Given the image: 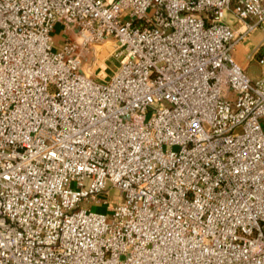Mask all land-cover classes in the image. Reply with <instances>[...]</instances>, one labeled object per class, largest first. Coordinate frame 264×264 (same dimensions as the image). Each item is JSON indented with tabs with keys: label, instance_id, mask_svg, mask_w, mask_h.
Returning <instances> with one entry per match:
<instances>
[{
	"label": "built area",
	"instance_id": "obj_1",
	"mask_svg": "<svg viewBox=\"0 0 264 264\" xmlns=\"http://www.w3.org/2000/svg\"><path fill=\"white\" fill-rule=\"evenodd\" d=\"M263 22L264 0H0V264H264V41L259 78L232 57ZM102 46L107 79L82 68Z\"/></svg>",
	"mask_w": 264,
	"mask_h": 264
},
{
	"label": "rangeland",
	"instance_id": "obj_2",
	"mask_svg": "<svg viewBox=\"0 0 264 264\" xmlns=\"http://www.w3.org/2000/svg\"><path fill=\"white\" fill-rule=\"evenodd\" d=\"M224 20L231 26V28L233 29L236 28L237 22L234 20V18L230 15L229 12L226 13ZM62 30L63 28L61 27V25L57 24L53 32L54 47L56 50H59L64 42V35ZM263 41H264V22L262 26L256 27L251 32H249L241 41H239L232 52V57L235 60L236 64L239 66V68L246 75H248L253 79L259 78L261 74L260 66L257 63L258 56L254 57L251 60H248L246 57L249 54H251L253 50L260 43H263ZM96 48L102 50L98 58L93 57V50L90 48L89 52L85 55V57L82 60V68L86 73H89L90 69L92 70L100 62L101 63L105 62L106 60L104 59L107 57L106 54L110 50V48L108 47L105 48L104 46L96 47ZM261 54H263L264 56V44ZM114 62L115 59L107 60L106 65L103 66L104 70L101 69L96 70V76L100 77L101 79L109 78V75L115 69ZM85 185L86 186L88 185V181L85 182ZM106 190H109L108 196L102 194L99 196V200L102 201L106 200L109 201L110 204H112L115 200V197L118 195V190L115 188H110L109 185H107ZM92 210L107 215L112 214L108 204L93 207Z\"/></svg>",
	"mask_w": 264,
	"mask_h": 264
},
{
	"label": "crops",
	"instance_id": "obj_3",
	"mask_svg": "<svg viewBox=\"0 0 264 264\" xmlns=\"http://www.w3.org/2000/svg\"><path fill=\"white\" fill-rule=\"evenodd\" d=\"M86 54H87V53H86ZM86 54H85V55H86ZM84 57H85V56H84ZM104 65H106V62H104ZM94 68H95V67H94ZM94 68H93V69H94ZM90 70H91V69H90Z\"/></svg>",
	"mask_w": 264,
	"mask_h": 264
}]
</instances>
